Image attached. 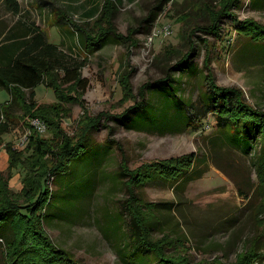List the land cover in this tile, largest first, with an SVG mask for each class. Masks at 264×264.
I'll return each mask as SVG.
<instances>
[{
  "label": "rangeland",
  "instance_id": "1",
  "mask_svg": "<svg viewBox=\"0 0 264 264\" xmlns=\"http://www.w3.org/2000/svg\"><path fill=\"white\" fill-rule=\"evenodd\" d=\"M15 1L20 8L18 14L11 13L4 0H0V47L23 35L26 28L37 27L67 60L83 63L86 55L72 45L69 21L79 26L86 24L82 20L84 12L100 6V0ZM156 3V0H123L121 5L117 4L112 19L114 32L123 38L130 37L132 43H108L85 57L80 69L85 81L83 94L75 91L67 94L79 96L90 116L119 115L135 103L130 97L128 100L121 96L118 79L124 73L123 68L132 72L129 84L133 96H137L143 84L162 80L168 73L181 88L180 95L199 105L200 93L207 90L203 76L211 75L218 87L237 89L250 104L264 109V66L240 50L231 26L232 20L245 19L264 25V0L255 5L250 0H240L231 15L222 20L221 38L195 32L189 42V37L182 39L180 35L190 34L194 25L204 23L205 18L192 11L187 0H172L154 21L146 22ZM60 12L66 13V20L60 17ZM186 15L188 20L184 21ZM164 28H169L170 33L165 35ZM26 34L30 37L33 31ZM26 34L19 39H28ZM193 44L196 50L192 61L197 73L168 72ZM176 49L175 54H169ZM44 81L34 89L33 101L37 105L56 101L53 91L46 86V77ZM23 101L30 103V91L24 90L12 100L10 91L0 89V124L8 125L7 133L0 135L2 178L8 177L9 170L5 147L10 145L21 151L27 142L28 132L19 105ZM64 107L68 115L62 127L72 136L83 108L74 101ZM4 112H9L8 119ZM200 120L199 127L184 131L180 128L177 132L135 130L113 120H101L104 126L92 132L91 142L104 160L92 170L89 196L78 204V210L60 219L48 218L44 223L52 241L81 264H121L116 255V241L120 240L113 233L104 232L103 226L114 218L122 227L126 219L123 205L128 196L119 176L122 160L125 159L123 162L129 169H135L144 163L193 154L196 162L202 164L200 169L204 172L200 178L177 187L154 183L143 193L147 201L163 205L156 212L160 230H155L153 236L184 240L181 243L185 251L181 254L188 256L191 264H237L254 258L249 256L254 246L261 254L251 264H260L262 259L264 264V177L262 182L256 177L253 154L230 149L211 138L216 122L211 115ZM41 135L49 136L47 132ZM10 174L8 188L17 193L22 188L23 172L14 169ZM51 188L57 190L54 184ZM2 250L0 245V264Z\"/></svg>",
  "mask_w": 264,
  "mask_h": 264
},
{
  "label": "trees",
  "instance_id": "2",
  "mask_svg": "<svg viewBox=\"0 0 264 264\" xmlns=\"http://www.w3.org/2000/svg\"><path fill=\"white\" fill-rule=\"evenodd\" d=\"M156 1V6L145 19L146 22L154 21L159 12L172 2ZM187 1L192 11L195 10L205 18L204 23L194 25L190 34L182 32L181 38L189 37V42L191 34L193 36L195 32L221 38L222 20L231 15L240 0ZM259 1L250 0V3L255 5ZM4 2L11 13L20 12L15 0ZM122 2L123 0H100V6L84 12L82 20L86 24L82 26L68 20L72 27L71 43L86 58L108 43L132 41L130 37L123 38L114 32L112 19L117 4L121 5ZM188 15L184 21L188 20ZM60 17L65 19L66 13L60 12ZM231 26L240 42V50H245L258 64L264 66V25L245 19L232 20ZM32 31L33 35L30 34L29 37L26 33ZM24 34L28 39L20 40ZM24 34L0 47V89L10 91L12 100L28 90L31 100L30 103H19L24 116L23 126L28 132L25 148L18 151L10 145L6 146L8 177L2 178L0 173L2 264H81L68 250L52 241L45 231L44 223L48 218L60 219L64 215H73L72 212L78 210V204L88 198L93 179L91 172L104 160H101L97 148L91 142L92 132L104 126L101 120H113L135 130L177 132L180 128L184 131L199 127L200 118L211 115L216 121L211 138L230 149L238 148L247 155L253 154L256 177L262 182L264 109L250 104L241 91L220 88L215 85L211 75H204L207 90L200 93L199 105H196L180 95L181 88L177 81L167 73L162 80L143 84L137 96H133L129 84L132 72L122 68L124 73L118 79L121 96L133 99L134 105L119 115L100 113L93 117L88 114L79 96L76 98L69 94L73 91L83 94L85 81L81 78L80 69L85 64V57L83 63L70 62L58 51L57 46L47 42L45 35L37 27L26 28ZM195 50V45H190L188 52L181 54L168 72L195 75L197 71L192 61ZM176 52L177 49L169 54ZM206 59L205 61L208 60ZM156 62L162 60L156 59ZM45 77L46 86L51 88L56 101L51 105H37L33 101L34 89L45 82ZM65 85L67 87L63 88ZM72 101L82 106L83 114L76 124V131L69 136L62 123L68 115L64 104ZM0 113L2 115L1 103ZM4 114L8 119L9 112ZM33 120L45 126L48 137L42 136L43 133L31 125ZM7 130L6 123L0 124V135L7 133ZM123 161L125 159L119 166V176L128 196L123 205L126 219L122 227L114 218L111 223L103 226L104 232H111L120 240L116 241L117 258L121 264H191L188 256L181 254L185 251L181 243L184 240L179 237L172 239L166 235L161 238L153 236L156 235L155 230H160L161 222L156 212L163 205L147 201L143 193L154 183L177 187L196 180L204 172L200 169L202 164L196 162L193 154L144 163L135 169H129ZM14 169L23 172L22 188L17 193L8 188L9 175ZM52 184L57 190L51 188ZM252 249L249 256L253 255L254 258L248 257L237 264H251L255 258L257 262L261 253L255 246ZM262 261L263 259L260 264H263Z\"/></svg>",
  "mask_w": 264,
  "mask_h": 264
},
{
  "label": "built area",
  "instance_id": "3",
  "mask_svg": "<svg viewBox=\"0 0 264 264\" xmlns=\"http://www.w3.org/2000/svg\"><path fill=\"white\" fill-rule=\"evenodd\" d=\"M163 33L165 35L169 34L170 33L169 28H164ZM32 126H34L40 133H44L46 131L45 126L37 120L32 121Z\"/></svg>",
  "mask_w": 264,
  "mask_h": 264
}]
</instances>
